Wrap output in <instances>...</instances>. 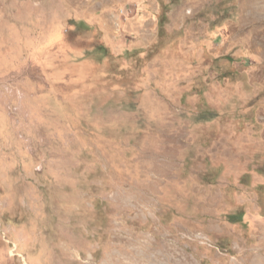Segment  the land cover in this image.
I'll use <instances>...</instances> for the list:
<instances>
[{"label":"rangeland","instance_id":"obj_1","mask_svg":"<svg viewBox=\"0 0 264 264\" xmlns=\"http://www.w3.org/2000/svg\"><path fill=\"white\" fill-rule=\"evenodd\" d=\"M0 264H264V0H0Z\"/></svg>","mask_w":264,"mask_h":264}]
</instances>
